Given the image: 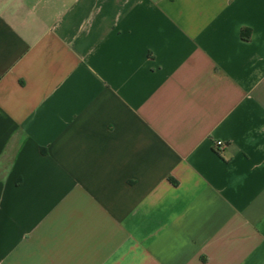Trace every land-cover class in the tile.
<instances>
[{"label": "crops", "instance_id": "crops-1", "mask_svg": "<svg viewBox=\"0 0 264 264\" xmlns=\"http://www.w3.org/2000/svg\"><path fill=\"white\" fill-rule=\"evenodd\" d=\"M0 264H264V0H0Z\"/></svg>", "mask_w": 264, "mask_h": 264}, {"label": "built area", "instance_id": "built-area-1", "mask_svg": "<svg viewBox=\"0 0 264 264\" xmlns=\"http://www.w3.org/2000/svg\"><path fill=\"white\" fill-rule=\"evenodd\" d=\"M223 143L221 141L214 142V147H221Z\"/></svg>", "mask_w": 264, "mask_h": 264}, {"label": "clouds", "instance_id": "clouds-1", "mask_svg": "<svg viewBox=\"0 0 264 264\" xmlns=\"http://www.w3.org/2000/svg\"><path fill=\"white\" fill-rule=\"evenodd\" d=\"M241 180L243 179V177L240 178Z\"/></svg>", "mask_w": 264, "mask_h": 264}]
</instances>
